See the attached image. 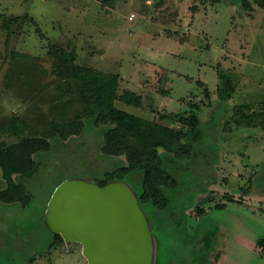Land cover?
<instances>
[{"label":"rangeland","instance_id":"obj_1","mask_svg":"<svg viewBox=\"0 0 264 264\" xmlns=\"http://www.w3.org/2000/svg\"><path fill=\"white\" fill-rule=\"evenodd\" d=\"M52 45L77 66L120 74V92L138 90L143 106L115 105L142 117L186 128L183 118L202 102L198 131L158 149L174 176L164 187L167 213L145 207L169 216L184 243L200 244L186 264H264L251 244L264 239V8L257 0H0V148L18 146L39 161L35 174H13L24 197L0 201V264H88L82 242L55 237L48 204L65 180L108 182L129 163L125 154H105L106 125L50 138L54 122L67 125L81 108L62 92L63 63ZM227 80L235 91L224 101L217 87ZM235 105L245 106L250 126L235 125ZM126 178L140 186L139 173ZM6 186L0 166V189Z\"/></svg>","mask_w":264,"mask_h":264},{"label":"trees","instance_id":"obj_2","mask_svg":"<svg viewBox=\"0 0 264 264\" xmlns=\"http://www.w3.org/2000/svg\"><path fill=\"white\" fill-rule=\"evenodd\" d=\"M257 1L264 8V0ZM24 17L18 16L16 19ZM51 48L60 50L59 55L63 65L59 69L64 78L62 92L72 94L81 104V108L73 113L67 125L63 126V123L59 121L54 122V126L52 125L54 132L51 133L50 138L60 139L63 136L74 134L81 136L87 129L94 128V126L99 129V132L101 126H108L106 145L103 148L105 154H125L129 160L127 166L114 170L113 177L108 182H125L136 194L137 203L147 220L149 247L153 251L150 264H186L189 256L195 257L194 255L202 251L200 244L198 242L184 243L178 238L173 227L175 223L169 216L166 214L163 216L161 213L150 214L145 205L163 208L167 213L169 198L164 187L174 180V176L163 166L158 149L168 145H180L185 137L198 131L201 124L198 111L202 107V102L195 101L191 114L183 118L188 128L176 127L142 117L115 105L116 100H121L138 108L143 106V95L139 92L130 88L120 92V74L77 66L67 50L56 48L53 45ZM226 85L227 87L220 85L217 87L218 97L224 101L231 99L235 91L230 80L226 81ZM206 97L208 99L211 97L209 88H206ZM244 107L243 105L234 106L233 117L237 126H250V123L246 121L248 115ZM258 119L261 121L260 127L264 128V117H258ZM28 154L29 152H23L18 146L12 150L0 148V166L7 181V186L0 189L1 202L10 203V201L24 197L25 185L21 178L15 180L13 174L17 173L24 178L38 171L39 161L36 158H30ZM133 173L141 175L140 186L135 185L130 178H126ZM68 180L73 179H67L63 183ZM76 180L92 182L89 177ZM108 182H100L98 185L103 187ZM48 209L49 204L46 216ZM46 221L49 224L47 219ZM53 233L56 238L60 237L61 242L63 241L61 233L56 231ZM259 243L264 244V239L259 240Z\"/></svg>","mask_w":264,"mask_h":264},{"label":"water","instance_id":"obj_3","mask_svg":"<svg viewBox=\"0 0 264 264\" xmlns=\"http://www.w3.org/2000/svg\"><path fill=\"white\" fill-rule=\"evenodd\" d=\"M46 219L67 242H82L88 264L151 263L147 220L125 182L102 187L68 180L49 202Z\"/></svg>","mask_w":264,"mask_h":264},{"label":"crops","instance_id":"obj_4","mask_svg":"<svg viewBox=\"0 0 264 264\" xmlns=\"http://www.w3.org/2000/svg\"><path fill=\"white\" fill-rule=\"evenodd\" d=\"M130 89H133V90H135V91H138V90H136V89H134V88H130ZM138 92H139V91H138ZM164 92H165V91H164ZM139 93L142 94L141 92H139ZM142 95H143V94H142ZM158 95H160V94L158 93ZM143 99H144V96H143ZM259 240H260V239H259ZM259 240H258V242H259ZM258 242H257L256 244H254V243H251V244L254 245L255 248L261 250L262 253H263V255H264V246H260V245L258 244Z\"/></svg>","mask_w":264,"mask_h":264}]
</instances>
